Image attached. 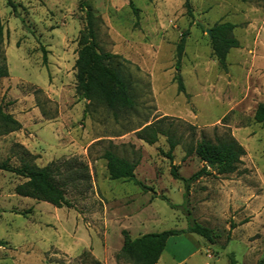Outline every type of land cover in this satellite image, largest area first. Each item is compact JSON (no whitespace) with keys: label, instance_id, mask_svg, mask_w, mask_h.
<instances>
[{"label":"rangeland","instance_id":"obj_1","mask_svg":"<svg viewBox=\"0 0 264 264\" xmlns=\"http://www.w3.org/2000/svg\"><path fill=\"white\" fill-rule=\"evenodd\" d=\"M9 2L0 0V69L7 70L0 106L21 129L0 136V163L53 164L60 184L70 177L63 185L70 207L17 196L25 180L0 171V264H133L115 259L122 231L131 239L179 231L167 238L157 264H228V255L256 264L264 257V123L254 120L264 104V0ZM81 2L94 16L99 49L118 55L131 81L135 106L117 116L76 92L77 41L86 25ZM221 23L235 26L239 45L229 50L225 69L206 34ZM155 124L177 142L171 160L164 155L167 136L148 144L138 135ZM223 136L243 148L240 165L228 175L206 167L190 182L185 206L171 168L190 178L205 164L189 148ZM106 150L137 162L135 178L148 189L109 180ZM186 210L212 231L210 243L186 232Z\"/></svg>","mask_w":264,"mask_h":264},{"label":"trees","instance_id":"obj_2","mask_svg":"<svg viewBox=\"0 0 264 264\" xmlns=\"http://www.w3.org/2000/svg\"><path fill=\"white\" fill-rule=\"evenodd\" d=\"M6 1L10 3L9 0ZM129 5L131 6L130 2ZM188 6L186 1L187 15L191 17V11ZM80 7L85 12L86 25L80 32L77 41V57L74 63L77 94L84 100L102 104L115 116L121 112L132 110L135 102L131 93V81L121 69L120 57L99 49L96 42L92 11L83 2L80 3ZM234 27L230 23H221L215 24L209 29L212 56L222 69L226 67L225 60L229 50L239 47L238 42L231 36ZM1 35L2 28L0 26V38ZM183 37L176 45V70L179 69L180 59L183 54ZM6 76L7 70L3 67L0 69V77ZM175 80L177 81L178 92H183V84L178 74H176ZM254 120L257 123H264V104L257 106ZM20 129L21 124L0 106V136L19 131ZM158 134L167 136L169 149L164 155L171 160L172 151L177 142L173 140L169 133L160 132L158 124L147 126L138 135L144 142L153 144L156 142ZM22 152L25 158L31 159L30 154L26 150H22ZM187 153H193L205 164V167L188 179L179 177L175 168H171V176L183 184V204L185 206L190 182L196 180L200 175L206 174V167L215 169L219 175L232 174L237 170L238 165L241 163L240 158L244 155L243 148L229 136L218 137L214 141L201 139L189 148ZM102 159L106 162L109 180L131 182L140 189H148L135 178L134 171L137 162H130L110 150H106L103 153ZM0 171L12 173L25 180L15 187L14 193L17 196L42 201L55 208L70 207L65 198L63 188L65 181L70 177L63 180L64 182L60 184L58 179H56L57 169L53 164L39 168L33 162L22 159L18 167H12L8 165L7 161H4L0 163ZM170 206L172 208L176 207L172 204ZM186 223L187 233L195 234L207 242H211L212 231L195 221L188 210H186ZM179 233L176 230H169L160 233H147L131 239L126 231H122L123 242L115 259L130 261L133 264H157L167 238ZM83 256L86 258L87 254ZM89 264L102 263L95 259H90ZM228 264H237L233 255H228ZM256 264H264V257Z\"/></svg>","mask_w":264,"mask_h":264},{"label":"water","instance_id":"obj_3","mask_svg":"<svg viewBox=\"0 0 264 264\" xmlns=\"http://www.w3.org/2000/svg\"><path fill=\"white\" fill-rule=\"evenodd\" d=\"M206 34H207L208 36H210V31H209V30H206Z\"/></svg>","mask_w":264,"mask_h":264}]
</instances>
